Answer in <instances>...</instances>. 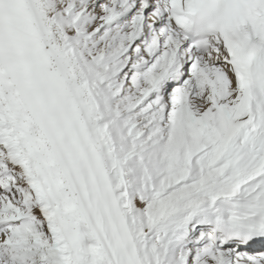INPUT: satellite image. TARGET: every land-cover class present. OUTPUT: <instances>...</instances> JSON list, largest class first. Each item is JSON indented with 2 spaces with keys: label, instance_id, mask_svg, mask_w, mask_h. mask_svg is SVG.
<instances>
[{
  "label": "snow or ice",
  "instance_id": "6c2138e0",
  "mask_svg": "<svg viewBox=\"0 0 264 264\" xmlns=\"http://www.w3.org/2000/svg\"><path fill=\"white\" fill-rule=\"evenodd\" d=\"M0 264H264V0H0Z\"/></svg>",
  "mask_w": 264,
  "mask_h": 264
}]
</instances>
